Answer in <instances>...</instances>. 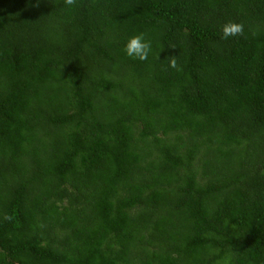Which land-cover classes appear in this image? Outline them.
I'll list each match as a JSON object with an SVG mask.
<instances>
[{"label": "trees", "instance_id": "obj_1", "mask_svg": "<svg viewBox=\"0 0 264 264\" xmlns=\"http://www.w3.org/2000/svg\"><path fill=\"white\" fill-rule=\"evenodd\" d=\"M36 4L0 0V264H264V0Z\"/></svg>", "mask_w": 264, "mask_h": 264}, {"label": "clouds", "instance_id": "obj_2", "mask_svg": "<svg viewBox=\"0 0 264 264\" xmlns=\"http://www.w3.org/2000/svg\"><path fill=\"white\" fill-rule=\"evenodd\" d=\"M39 0H37L38 6ZM65 5L73 6L76 4V0H64ZM223 39H227L229 36H241L244 33V25L242 23L229 22L222 27ZM255 34V33H253ZM125 54L131 58L145 61L148 59L152 52V41L146 38L144 33H139L131 37L125 45ZM168 67L175 69L176 71H182L179 66L176 56L167 58ZM5 220H11L12 216L5 215Z\"/></svg>", "mask_w": 264, "mask_h": 264}]
</instances>
